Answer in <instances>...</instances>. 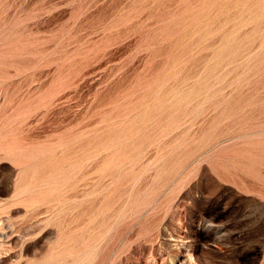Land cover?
I'll use <instances>...</instances> for the list:
<instances>
[{
	"label": "rangeland",
	"instance_id": "1",
	"mask_svg": "<svg viewBox=\"0 0 264 264\" xmlns=\"http://www.w3.org/2000/svg\"><path fill=\"white\" fill-rule=\"evenodd\" d=\"M4 1L17 64L55 68L0 98L54 93L27 130L80 186L0 218V264H264V209L214 193L264 177V0H55L46 36Z\"/></svg>",
	"mask_w": 264,
	"mask_h": 264
},
{
	"label": "crops",
	"instance_id": "2",
	"mask_svg": "<svg viewBox=\"0 0 264 264\" xmlns=\"http://www.w3.org/2000/svg\"><path fill=\"white\" fill-rule=\"evenodd\" d=\"M22 4L19 1H4L0 5V90H3L1 82L6 74L17 77L14 81L25 91L33 73L44 81L49 79L55 68L54 61L50 65L44 60L33 66L31 55L26 63L17 64L16 43L5 42L4 11L16 10ZM31 4L29 6L34 15L26 23H17L13 31L46 36L53 25L55 0H31ZM8 28L12 30L11 26ZM34 38H30L28 49L36 46L32 40ZM43 48L48 49L49 46L45 44ZM41 96L44 95L26 93L12 102L5 96L0 98V218L5 219L6 223H9V217L15 216L18 222L30 214L34 215L47 203L46 194L62 191L57 188L69 186L75 191L80 186V171L59 163L56 138L48 137L43 147L38 148L27 130L29 123L55 102L54 93H48L45 101L39 100ZM218 180L222 185L215 194L231 190L235 200L245 208L250 204L253 209H264V177H248L245 184L221 176H218ZM259 216L263 220L264 212Z\"/></svg>",
	"mask_w": 264,
	"mask_h": 264
}]
</instances>
